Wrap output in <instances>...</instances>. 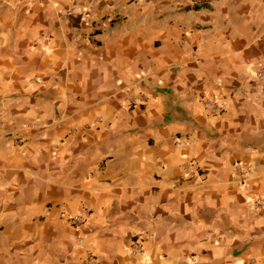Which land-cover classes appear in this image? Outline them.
Returning <instances> with one entry per match:
<instances>
[{"label":"crops","instance_id":"crops-1","mask_svg":"<svg viewBox=\"0 0 264 264\" xmlns=\"http://www.w3.org/2000/svg\"><path fill=\"white\" fill-rule=\"evenodd\" d=\"M257 71L264 0H0V264H264Z\"/></svg>","mask_w":264,"mask_h":264},{"label":"built area","instance_id":"built-area-1","mask_svg":"<svg viewBox=\"0 0 264 264\" xmlns=\"http://www.w3.org/2000/svg\"><path fill=\"white\" fill-rule=\"evenodd\" d=\"M194 2H197V0H194ZM93 24H94L95 28H97V29L100 26V24L97 21L93 22ZM256 75L259 77H263L264 73L262 71H257ZM205 104L207 106L214 108L215 111H219L222 107V103L219 99L205 100ZM192 164H193V162L191 160L186 161L183 164V169L187 170L190 167V165H192ZM83 221H84V216L81 215L80 213H75V214L68 217V222H70V224H72V225L80 224ZM78 243L79 244L82 243V237L78 238ZM132 243H133L132 244L133 245V251L142 253L143 248H142L141 242L139 240H133ZM84 264H98L97 260L93 256L92 251L89 249H86V260L84 261Z\"/></svg>","mask_w":264,"mask_h":264}]
</instances>
